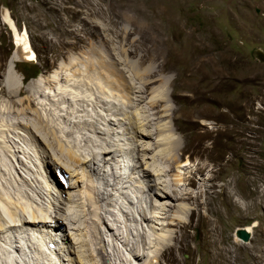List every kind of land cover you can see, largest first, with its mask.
<instances>
[{
  "label": "rangeland",
  "instance_id": "374dc122",
  "mask_svg": "<svg viewBox=\"0 0 264 264\" xmlns=\"http://www.w3.org/2000/svg\"><path fill=\"white\" fill-rule=\"evenodd\" d=\"M62 1L0 0V193L3 192L5 196H11L15 200L20 199L22 204L28 202L34 203V206L45 207L49 202L48 191L53 189L51 192L54 197L60 194L55 184L56 179L61 177V170L58 167L62 170L66 167H63L62 163H57L60 160L56 159V162L52 159L48 170L44 166L46 164L43 150L49 148L52 157L56 154L61 158L57 154L60 152L58 147L61 146L60 143L57 144L58 140L64 141L70 148L75 147L78 154L84 151L88 153L95 147L98 149L105 147L107 151L112 148L111 154L116 160H111L109 165L117 161L118 170L115 174L118 175L113 176L112 169H107L108 178L112 182L106 192L113 193L111 197L102 196L104 187L97 185V175H93V178L91 175L89 178L82 166L70 163L69 166L73 170L70 173L78 174L79 178L83 179L76 191L81 190L83 197L78 202H82L79 210L84 222L80 226V233L71 231L72 227L69 225H65L62 231L72 237L74 249L76 241L84 242L83 250L89 248L88 251L96 255H93L94 262L100 263L96 248L99 247L97 243L102 241L103 256L106 257V254L110 253L112 256L116 254L118 258L130 257L131 264H136L131 256L127 255L129 253L126 251L127 241L130 246L135 244L136 247H141V250L149 247H142L140 241L142 235L147 236L148 242L145 243L152 242L150 239L154 241L149 223H144L140 216L142 211L149 219L152 218L151 202L148 200L147 204L145 203V199L149 198L145 186L149 182L147 180L137 182L133 179L137 178V175L131 177V171L119 169V164H122L121 156L125 155L126 150L129 155L132 148H136L134 164L138 161L140 163L138 165L150 169L156 183L162 181L174 187L173 176L178 169H174L170 174H163L164 176L158 174L159 168H169L165 163L167 159L172 155L179 156V153L173 145H162L168 142L163 141L162 137L170 136L173 140L192 145L196 138H199L200 147L204 152L194 153L193 147L189 149L181 160L183 162L181 166L187 162L190 155L191 165L180 171L183 173L186 169L189 173L193 170L195 172L197 167L199 168V163L208 164L204 172L196 174L198 184H205L203 190L206 196L203 198L205 205L202 215L207 217L199 218L197 211L190 218L191 227L187 230L190 238L182 244L183 251L179 253L178 263L264 264V57L256 56L259 55L256 53L257 50L262 51L260 55H264V0H167L172 1L175 21L178 22L163 24L162 31L171 40L170 46L158 44L157 47L159 50L165 48L166 60L170 62H174L178 57L184 59L175 65L172 71L160 72L155 77L157 81L149 86L147 93L144 81L135 77L127 63L120 64L123 55H117L119 68L132 87L133 102L128 104L118 99L117 92L111 94L105 90V93L101 94L98 85L95 84L97 82L86 76L88 75L85 72L88 66L86 58L89 54L95 63L101 56L107 63L110 59L103 51L104 42L101 39H93L87 27H80L83 23L79 16L72 21L75 27L80 28L76 33L72 34L67 27L61 26L62 15L73 16L71 11L75 7V1L70 0L59 17L58 11L54 9V3ZM144 1L146 0H114L110 3L105 0L101 6L106 14H118L119 11ZM76 9L78 11L79 7ZM5 10L18 32L3 19L2 13ZM22 35L25 36L24 42H27L30 50L27 56L18 40ZM77 37L81 41H78ZM132 38L134 41L142 39L144 45L152 46L142 34L136 33ZM61 42H68L71 46L62 48ZM196 53L205 60L209 59L206 64L191 61ZM13 58L17 59L15 68L11 64ZM71 60L77 62L78 66L76 68L72 66L70 69L68 66L66 71L63 67ZM129 60V63L137 62V72L141 74L149 64L159 63L151 58L145 65H139V57L136 56H131ZM162 61L164 59L160 60ZM108 65L109 74L107 70L102 71L103 74L106 76L111 74V78H117L113 65L110 63ZM90 68L91 66L88 69ZM77 69L83 72L82 75L77 71L76 76H72ZM56 70L58 74L60 73L59 79L62 77V80L50 82L53 81ZM163 80L167 83H163ZM60 87L65 88L67 92L61 94ZM139 89L140 94L137 93ZM195 93L199 97L193 100ZM153 95L164 97L169 101L166 106L177 110L174 116L177 118L176 121L172 115L171 118L170 116L160 118L153 114L155 111H152L150 104ZM164 106H161L160 110ZM20 109L27 112L24 117L19 115ZM198 112L204 115L196 119ZM106 115L113 119H115L113 115H116V118L122 119L126 127L120 129V125L111 126L108 119L106 120ZM129 115L130 117L134 115L140 125L153 126V131L157 126L166 130L162 135L155 134L153 138L146 139L147 142H151L150 148L153 151L147 152L144 156L141 152L142 140L129 135V130L126 129L129 128L127 126ZM190 116L196 120L195 125H191ZM242 126H245L244 143L240 137ZM34 128L40 129L41 137L32 133ZM225 130L228 134L224 135ZM117 132H120L119 136ZM122 134H125V137H122ZM54 135L58 139H54ZM131 139L139 140L136 147L135 145L131 147L130 142H133ZM160 140L162 141L159 144H155ZM160 144L161 146H158ZM164 153L167 155L170 153V156H164ZM209 156L215 159H209ZM63 158L68 159L66 155ZM132 160L133 158L131 162ZM156 162L161 165L159 168ZM69 166L67 165V168ZM210 168L214 171L210 172ZM121 172L125 173L126 179L119 180L123 181L124 185L117 179ZM71 174L66 172L68 180L63 182L65 187L75 180L71 178ZM90 179L94 186L98 187V190H94L97 193H93L92 203L87 198L88 192L92 191ZM117 181L121 185L117 187L116 192L114 182ZM135 185L141 186L145 194L138 192L134 188ZM188 188L196 190L192 186ZM65 191L67 197V192H72L73 189L67 191L65 188ZM122 191L130 195L132 205H128L123 196H119ZM63 202L65 206L60 205L61 210L71 207L72 204L71 208L77 207V203H73L72 200L70 204ZM63 202L61 204H64ZM124 202L126 206L123 205ZM188 207L193 208V203H189ZM108 209L114 216L108 214ZM61 210L58 211L60 216L63 215ZM189 216L187 213L185 218L188 220ZM210 220L217 227L216 238H210L207 233L210 228L207 221ZM64 223L67 224L66 221ZM113 223L116 224L114 232L123 233L119 237V242L113 241L107 232V226L112 228ZM157 223L165 225L169 222L162 219ZM98 226L102 235L104 234L103 237H99L101 235ZM165 228L169 230L166 237V242L169 243L175 227ZM244 228L251 229L248 242L238 241L239 237L236 235L238 230ZM14 246L16 248L15 243ZM66 261L63 264H69ZM106 263L110 264L109 261ZM164 264H167L166 258Z\"/></svg>",
  "mask_w": 264,
  "mask_h": 264
},
{
  "label": "bare ground",
  "instance_id": "6f19581e",
  "mask_svg": "<svg viewBox=\"0 0 264 264\" xmlns=\"http://www.w3.org/2000/svg\"><path fill=\"white\" fill-rule=\"evenodd\" d=\"M74 1H75V7L72 8V11H71L73 16L65 17L64 15H62V12L66 9L65 5L69 4L70 0H67V1L63 0L62 2L54 3V9L58 11L59 17H61L62 15L61 26L67 27V29H69L72 34L76 33L80 29L79 26L77 28L75 27L74 24H72L73 19L76 16L77 17L79 16L80 17L79 20L81 21V23H83V26L80 25V27L81 28L87 27V31L93 39H101L104 42L103 51L106 52V54L109 56V59H110L108 60L109 62L107 63L105 60H103L102 56H101V59L97 61V63H95V61L92 62V58H90L91 56L89 54V56L86 58L88 66L85 65V67L87 66L85 72L86 74H88L86 76L87 77L89 76L90 78H92L91 80H95V82H97L95 84L98 85L101 94H104L105 90H107L111 94L114 92H117L116 96L118 97V99L120 98L126 104L133 102V97L131 96L132 87L131 85L128 84L129 82L125 78L124 73L119 68L120 66L116 58L117 55H123V59L122 61L120 60V64L127 63L126 65H128V67L132 69L135 77L144 81V86H145L147 93H148L149 86H151L153 83L157 81L155 77L159 75L160 72L172 71L174 69V66L177 64H180L181 61L184 59V58L178 57L174 62H170L169 60H166L165 48L164 49L161 48L159 50L157 47L158 44H160L161 46L163 45L170 46L171 40L167 38L164 31H162L163 24H172V23L178 22V20L175 21L176 17L172 10L173 9L172 1L146 0L143 3L142 2L136 3L133 6H129L127 7V9H123L119 11L118 14H115V13L106 14L105 13V11L103 10L101 6V3L105 2V0L104 1L103 0L101 1L74 0ZM112 1L114 0H106V2H110V3ZM78 7L79 9L78 11H76L77 10L76 8ZM2 14L4 17L3 19L6 22H9V24H11L15 32H18V29L15 23L12 21V18L9 16L7 11L5 10L4 13ZM136 33L142 34L144 38L146 39V41L152 43V46L144 45L143 44L144 42L142 41V39H138L135 41L132 40L133 39L132 37ZM22 36L18 38V40H19L20 45L24 49V54H26L27 56V54L28 55L30 54V50H29L28 45H26L27 42L26 43L24 42V40L26 41V39L24 38L25 36L24 35ZM77 39H79L78 41H81L79 37H77ZM60 44L62 45V48H64L65 46H69V47L71 46L70 43L68 42H63V43L61 42ZM94 52L96 53V51ZM131 56L139 57V65H145L147 60L151 58H153L155 62H159V63L149 64L147 67L144 68L141 74V72L139 71L137 72V62L133 61L132 63H129L130 62L129 59L131 58ZM76 59L78 61L80 60V58H76ZM161 59H164V61L160 62ZM16 60H17L16 58H13L11 60V64L14 65V68H15ZM208 60L209 59L205 60L204 57L200 56L198 53H196L191 59V61H195V62L197 61L198 63H201V64L203 63L206 64V61ZM109 63L113 65V67L115 68L117 78L116 77L111 78L112 77L111 74L107 76L103 74L102 71H105V70H107L109 74V70H110L109 65H108ZM77 64H78L77 62H74L73 60H71L69 63L65 64L66 66L63 68L66 69L67 71L68 66H69V69L73 67L76 68L78 66ZM100 65H103V66L100 67ZM90 66L91 68L88 69ZM198 67L197 69H199ZM77 71L80 72L79 74H81L82 72L80 69H77L73 73L72 76H76ZM59 74L56 70L54 72L53 81L51 80L50 82H56L57 80L61 81L62 77L61 79H59ZM110 79H113V80H110ZM70 82L71 81H69V83ZM163 83H167V81L163 80ZM59 89L62 92L61 94H65L67 92V90L63 87L62 88L60 87ZM99 90L97 88V91ZM137 93L140 94V89L139 91H137ZM197 97L199 96L197 93H195L192 99L193 100L195 98L197 99ZM67 100L69 99L67 98ZM139 101H140V98H139ZM168 102L169 101H167V99H165L164 97L160 95H153L150 101L152 111L153 112L155 111L153 114L155 116H160V118L167 117V116H170L171 118V115L172 117H174L177 110L175 108L169 109L167 107ZM163 105L165 106L160 110L161 106ZM19 112H21L19 113V115L22 117H24L27 113L23 109H20ZM202 115L204 114L203 113L200 114L198 112L195 118L196 119L200 118ZM108 116L109 115H106L107 118L106 117L105 118L106 120L108 119V122H110L111 126L120 125L121 128L120 127L119 128L123 129V126L126 125L125 123L122 122V119L116 118V115H113L115 119H113V117L108 118ZM127 117H128L127 120H129V124L127 126H129V128H126V129L129 130V135L131 134L134 138L136 139L138 138L139 140H142L143 145H142L141 152L143 153V156L147 154V152H152L153 150H151L150 148L152 144L149 141L147 142L146 139L153 138V135L155 134L162 135L166 132V130L164 128H161V126H157L156 130L153 131L152 130L153 126L149 127L148 125L138 124V122H136L134 115L131 117L129 115ZM190 118H191V122H190L191 125L193 124L195 125L196 120L193 119L191 116ZM176 119L177 118L174 117L175 121ZM32 133L35 134V136L37 137L42 136V132L40 131L39 128L32 129ZM223 134L224 135L228 134L227 130H225ZM240 134H241L240 137H242L241 141L244 143L245 137H246L245 136V126L241 127ZM119 135H120V132H117V136ZM124 135L125 134H122V137H125ZM54 139H58V138H56L54 135ZM42 140L44 141V138ZM131 140H133V142L129 141L130 144L132 145L131 147H133V145H135L136 147L137 146L136 143L139 140H135V139H131ZM162 140L168 141V142H165L166 144L162 143V145L164 146L173 145L179 153V156L172 155L170 158L167 159L165 163L169 166L168 169H160L159 166L161 165L157 163L158 161L155 163L157 167L159 168L160 173L158 175L160 176H164L163 174H170L171 172L174 171V169L176 170L178 169L176 171V174L173 176L174 187H172L170 184L166 182L163 183L162 181H158L156 183V181L154 180L155 176L150 171V169L148 170V168H144L145 166L142 167L138 165L140 164L138 161L137 162L135 161L136 163L134 164V160L136 157L134 153H135L136 148H132L129 155H127L128 153L126 152L127 151L126 150L124 152L125 155L121 156L122 164H119V169H126L128 171H131L130 173L131 177L137 175V178L133 177V179L136 180L137 182H141V180H144V181L147 180L149 182V184L145 186V188H147V191L149 192V198L145 199V203L147 204L148 200L151 202L150 208L152 211V218L149 219L145 215L146 213L142 211L140 212V216H141V220L144 223H149L150 230H152L154 234V241L150 239V241L152 242L145 243L147 241V236L142 235L141 240H140L142 241V247L149 246L148 248H142V250L140 249L141 247L140 248L136 247L135 244L130 246L129 241H127L126 251L129 252L127 255L131 256V258L134 260V262H136V264H154V262L156 264H164L165 258H166L167 264H179L178 263L179 253L183 251L182 244L185 241L187 242V240L190 238L189 234L187 233V230L191 227L190 218L197 211H199V218L207 217V215L206 216L202 215V209H204V205H205L203 198L206 196V193L203 190V186L205 184L204 185L198 184V181L196 179V174L197 172L199 173L204 172L207 169L208 164L205 165V164H201L202 162L199 163V168L197 167L195 172L193 170L189 173L188 171H186V169H185V172L183 173L182 171H180V169L188 168V166L191 165L189 160L192 157V155H190L187 162L184 163L183 166H181V164L183 163L181 162V160L188 153L189 149H192L193 147L194 153H197L199 151L200 153L204 152V150L201 149L200 147L199 138H196L195 142H193V145L190 143L183 144V142L171 139L170 136L162 137ZM162 140L158 141L155 144H159ZM58 141L59 142L56 141L57 144L60 143L61 146L59 147L56 146V147H58V149L60 148V152H58L56 147H55V150L58 152L56 153L61 158H59L56 154H54L52 157V155L50 154V151H48L49 148L47 150L45 149L43 150V153L45 155L43 156L44 163L46 164L44 166L48 168V170H50L52 159H54L55 161L57 159V161L58 160L60 161L58 162L56 161V162L58 164L62 163L63 167H66V169L64 168L63 169L67 170L66 172L69 174H71L70 171H73L72 168L69 166L71 162L75 165L82 166L84 170L86 171V175L89 178L91 175H92V178L94 177L93 175H97L96 176L98 177L97 185L100 184L104 187V192L102 196L111 197L113 193L111 194L109 192L108 193L106 192V190L111 186V182H112V180L110 181V179L108 178L109 170L107 169L109 168L110 170L112 169L113 176L118 175L117 173L115 174V171L118 170V167L116 166L117 161L113 162L112 163L113 165H109V162L111 160L112 161L116 160V157L112 156L111 154L113 152L112 148L111 150L107 151V148L105 147L104 149L103 148L98 149L97 147H95L92 150L90 149L91 151L89 152L87 151L88 153H85L86 151H84L83 153H80L79 151L80 154H78L77 150H75L76 149L75 147L70 148L66 145V143H64V141H60V140ZM197 141H199V143ZM45 144L47 145L46 142ZM158 146H161V144ZM119 150H121V148H119ZM141 152L139 153L141 154ZM51 153L53 154V152ZM65 155L69 159V161L68 159L66 160L63 158ZM164 156H170V153H168V155L167 153H164ZM132 158H133L132 160L133 162H131ZM208 158L212 160L215 159L210 156ZM23 164L25 163L23 162ZM67 165L69 166L68 168H67ZM58 168L59 170H61V175H60L61 177L56 179L55 184H57L61 195L59 194L58 196L54 197L55 195L53 194V192H51L53 189L48 191L47 196L49 198V202L47 205H45V207H41L40 205L34 206L33 205L34 203L28 204V202H26L27 204L26 203L22 204L19 201L20 199L15 200V198L13 197L11 198V196L10 197L9 196L7 197V195L5 196L3 192L0 193V264H25V262H27L28 264H63L66 261L65 259H68L66 262L69 264H107L106 263L107 261H109L110 264H131V260L129 259L130 257L121 256L120 257L121 259H120L117 256H115L116 254L112 256L110 255V253L106 254L107 255L106 257L103 256L102 255L103 247L101 246L102 241H99L100 239L98 240L99 242L97 243V246L99 247L96 248L98 257H100V263L94 262L95 260L94 256L96 255L93 254L94 252L93 253H91V251L89 252L88 251L90 250L89 248L86 251H84L85 246H83L82 244L84 242L79 241V243H77L76 241L75 242L76 247L74 249V242L72 241V237L70 235L65 234V232L62 231L63 230L62 228H65L64 227L65 225H69L70 227H72L71 231L72 230L77 231V232L79 231V233L81 231L80 226L82 225V222L84 221L82 219L83 216L81 214V211L79 210V207L81 206L82 202L80 203L78 201H81L83 197L81 196V190L76 191V188L78 187L79 184L83 182L82 181L83 179L79 178L80 176H78V174L77 175L71 174V178L75 180L73 181V183H70L68 187H65V184L63 182L65 180H68L66 179V172L62 170V168L60 167ZM212 171L214 170H211L210 172ZM121 174L123 173L121 172L120 175L117 176V179L118 180L126 179L124 178L125 173L123 175ZM89 181L92 187V191L90 192L87 191L89 193V196L88 197L86 196V197L88 198V200H90V203H92L91 199H92L93 193L94 194L97 193L95 191L96 189L98 190V187L94 186L91 179ZM119 181L114 182L115 183L114 185L116 186L115 188L116 192H117V187H119L121 183H123L124 185L123 181H121V183ZM184 181L186 183H183ZM48 186L50 187V184H48ZM188 186L195 187L196 190L194 191L190 190ZM65 188L67 189V191H69V189H73L72 192H67V197H66ZM134 188L138 192H143L145 194L141 186L135 185ZM126 189H127V186H126ZM118 192H119V188H118ZM38 196L42 199L40 194H38ZM119 196L120 197L123 196L126 199V203L128 205L133 204L131 201L130 195H128L127 192L122 191L121 193H119ZM71 200L73 201V203L75 202L77 203L76 209L75 207H73L74 210L73 208H71L73 205L72 204L70 205L71 207L68 206L69 208L66 207L65 210L64 209L61 210L60 205L65 206V203L63 201H65L66 203L69 202L70 204ZM62 202L64 204H61ZM126 203L124 202L123 205L126 206ZM189 203H193L194 207L189 208L188 207ZM84 204L85 203H83V205ZM60 210L63 212V215L61 216L58 213V211ZM109 211L110 210L108 209V212ZM187 213L190 215L188 220L185 218ZM108 214H110L111 216H114L110 212ZM28 215H29V218H27ZM162 219L167 220L169 223L165 225L163 223L158 224L157 222L161 221ZM61 220H63V222ZM65 221L67 222V224L64 223ZM207 222H208V226L210 227L207 232L209 237L216 238L218 232H217V227L215 223H213L212 220L207 221ZM115 225L116 224L113 223L112 228H109L107 226V232L113 238V241L116 240L119 242L120 240L119 237L122 232L119 234H116L117 232L116 233L114 232ZM143 225H146V224H143ZM156 225H159V226L156 227ZM77 226H78V229H77ZM169 226H174L175 231H173V233L171 232L172 234L168 240L169 241L168 243L166 242V239H167L166 237L168 234L167 232H169V230H167L165 227H169ZM98 230H99V235H101L99 237H103L104 234L102 235V231L99 228V226H98ZM243 230L247 231L248 233L251 232L250 228L248 229L244 228ZM137 233L139 234V232ZM137 239H140V238H137ZM238 241H242V240L238 238ZM13 242L16 244V248ZM172 242L173 244H171ZM95 244H96V241H95ZM50 246H52L53 248H51ZM112 246L114 247V245ZM116 251H113V252H116ZM16 262H20V263H16Z\"/></svg>",
  "mask_w": 264,
  "mask_h": 264
},
{
  "label": "water",
  "instance_id": "95a60500",
  "mask_svg": "<svg viewBox=\"0 0 264 264\" xmlns=\"http://www.w3.org/2000/svg\"><path fill=\"white\" fill-rule=\"evenodd\" d=\"M236 235L244 242H248L249 239H250V234L247 231L243 230V229H241L240 231L236 232Z\"/></svg>",
  "mask_w": 264,
  "mask_h": 264
},
{
  "label": "built area",
  "instance_id": "2783aa9c",
  "mask_svg": "<svg viewBox=\"0 0 264 264\" xmlns=\"http://www.w3.org/2000/svg\"><path fill=\"white\" fill-rule=\"evenodd\" d=\"M261 52H262V51H260V50H257V51H256V53H257V54H259V55H256V56H259V57H264V55H260V53H261Z\"/></svg>",
  "mask_w": 264,
  "mask_h": 264
}]
</instances>
